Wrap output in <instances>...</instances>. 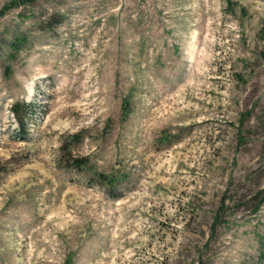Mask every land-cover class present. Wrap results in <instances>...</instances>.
Instances as JSON below:
<instances>
[{"label": "rangeland", "instance_id": "obj_1", "mask_svg": "<svg viewBox=\"0 0 264 264\" xmlns=\"http://www.w3.org/2000/svg\"><path fill=\"white\" fill-rule=\"evenodd\" d=\"M15 3L0 264H264V0Z\"/></svg>", "mask_w": 264, "mask_h": 264}, {"label": "trees", "instance_id": "obj_2", "mask_svg": "<svg viewBox=\"0 0 264 264\" xmlns=\"http://www.w3.org/2000/svg\"><path fill=\"white\" fill-rule=\"evenodd\" d=\"M34 0H20V3H15L17 4L16 6H20V5H24V4H27L28 2H32ZM10 8H13V5L12 3H10L9 5L6 6V10L10 9ZM20 107V104H16L14 107H13V111H14V114L16 115V117H18L19 119V124H20V128H22V130H24V127H25V123H24V118L21 117V115H19V110L18 108ZM88 164L81 161L77 167L80 168V167H86ZM101 180L103 181H106V178L103 176V175H99ZM111 182V180H108L107 181V184H109ZM218 220V214L214 217V222L216 223Z\"/></svg>", "mask_w": 264, "mask_h": 264}]
</instances>
